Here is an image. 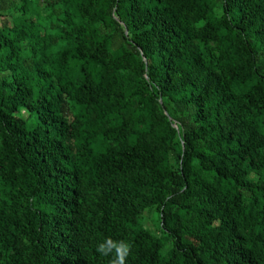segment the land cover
<instances>
[{"label":"trees","instance_id":"16d2710c","mask_svg":"<svg viewBox=\"0 0 264 264\" xmlns=\"http://www.w3.org/2000/svg\"><path fill=\"white\" fill-rule=\"evenodd\" d=\"M109 236L264 264V0H0V264Z\"/></svg>","mask_w":264,"mask_h":264},{"label":"clouds","instance_id":"9594fccd","mask_svg":"<svg viewBox=\"0 0 264 264\" xmlns=\"http://www.w3.org/2000/svg\"><path fill=\"white\" fill-rule=\"evenodd\" d=\"M96 251L103 257H109V264H127L132 252V244L128 240L109 236L96 245Z\"/></svg>","mask_w":264,"mask_h":264},{"label":"rangeland","instance_id":"374dc122","mask_svg":"<svg viewBox=\"0 0 264 264\" xmlns=\"http://www.w3.org/2000/svg\"><path fill=\"white\" fill-rule=\"evenodd\" d=\"M145 214H147V213H145ZM150 220L151 221H149L148 219H146L144 221V223H145V225L147 227H149L150 229L154 230L155 228H157V225H156V222H155L156 218L151 215Z\"/></svg>","mask_w":264,"mask_h":264}]
</instances>
